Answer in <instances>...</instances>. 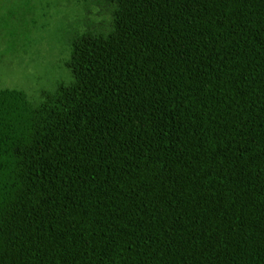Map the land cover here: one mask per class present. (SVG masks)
Returning a JSON list of instances; mask_svg holds the SVG:
<instances>
[{"label":"trees","instance_id":"trees-1","mask_svg":"<svg viewBox=\"0 0 264 264\" xmlns=\"http://www.w3.org/2000/svg\"><path fill=\"white\" fill-rule=\"evenodd\" d=\"M68 2L0 0V264H264V0Z\"/></svg>","mask_w":264,"mask_h":264},{"label":"rangeland","instance_id":"rangeland-1","mask_svg":"<svg viewBox=\"0 0 264 264\" xmlns=\"http://www.w3.org/2000/svg\"><path fill=\"white\" fill-rule=\"evenodd\" d=\"M5 1H11V5H15V9H19L21 12H25L28 8H34V15L38 19V26H41L43 23H45V16L43 14L44 9L50 10V13L53 15L54 10H60L58 6L56 5V2L59 4L64 5L63 9H69L70 7H67L69 4V0H5ZM47 2H52L56 6H51L43 8V6ZM58 12V11H57ZM58 16H63L62 12L58 13ZM24 20V18H22ZM25 19H29L28 16ZM32 24V23H31ZM30 24V25H31ZM24 35L22 36V40H24L26 37H32L35 39L34 45L32 41H28L25 46L18 50V52L13 53L12 51H15L17 47H15L13 50H11L10 54L7 55L8 59L11 62V64L7 67H5L4 71L2 70L3 63H0V87L3 86L2 83L7 84L6 86H9L11 88H22V89H30L33 84H38L39 88L47 85L52 79L53 76H56L57 71L56 68H58V65H56L53 61H41V62H32L30 59V56H27V53H33L35 50H45V55L47 56V51L49 49V45L46 41L40 39V32L36 27L29 26V31L25 34L26 28H24ZM52 38V37H51ZM50 38V39H51ZM3 50V48H2ZM5 50L8 51V47H5ZM30 51V52H28ZM41 56L42 54H37ZM43 60L44 56H41ZM49 65V66H48ZM52 70V72H51Z\"/></svg>","mask_w":264,"mask_h":264}]
</instances>
